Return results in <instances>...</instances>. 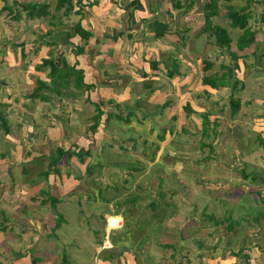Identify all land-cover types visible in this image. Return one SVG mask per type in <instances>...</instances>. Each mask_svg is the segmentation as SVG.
Returning <instances> with one entry per match:
<instances>
[{"label": "crops", "instance_id": "0c3cea01", "mask_svg": "<svg viewBox=\"0 0 264 264\" xmlns=\"http://www.w3.org/2000/svg\"><path fill=\"white\" fill-rule=\"evenodd\" d=\"M207 1L73 0L74 10L67 13L65 8L56 11L58 0H0V17L4 19L2 22L13 24L12 21H17L21 23L22 28L24 26L23 36L20 37L22 42L19 43L21 47H14V42L10 41L13 50L9 49L8 51L11 54L21 55V58L23 57L28 62L30 55H39V46L43 43L45 47L49 48L48 51L45 50L48 57L40 59L41 63L38 67L45 60H50L52 56L56 59L62 56L71 67L76 66L77 70L83 71L84 87H86L85 85L94 87L90 92L86 91L84 94L81 85L74 86L75 77L71 76L69 86L62 88L63 99L56 94L50 96L44 93L38 98H32L34 99L32 101H21V105L18 107L20 109H17L14 102L19 97L20 86L17 82L12 84L5 81L0 61V92L2 93L0 117L4 116L5 119H0V178L6 179V182L0 185V212L6 213L13 220L12 225H6L4 232L0 231V250H5L9 254V259H7L9 263L31 264V259L28 261V251H22L19 258L13 259V257L19 254L17 247L23 250V248L31 246L30 228L25 227L24 223L32 219L34 211L32 212L31 208L39 209L31 203L37 199L33 193L35 191L42 192L45 186L50 188L53 197L61 200L60 195L62 194L58 188H61L62 182L70 184L74 182L71 180V171H67L68 180H62V175H50L47 179L44 177L47 172V170L45 171L46 166L40 164L39 159L35 160V158L41 157V153H43L41 146H45L48 138L53 135H59L61 138L65 134L80 136L77 137L76 144L72 143L66 151L75 145L89 150L91 145L89 143L93 138L92 134H89V128L92 125L91 119L95 115V109L92 104L85 102L87 97H90L93 103H106V106L102 108L111 113L121 111L120 105H127L124 95L128 87L133 89L136 86L144 91H151V88L155 92L148 104L157 109V111H153L152 116L155 115L159 118L163 116L171 121L177 120L182 128L190 130L188 128L190 125L187 123L191 118L198 121L196 115L198 114L202 118L199 119L198 128L195 126L197 131L204 138L218 141L223 132L221 121H219V125L217 120H222V118L218 114L215 115L216 111L205 112V109L208 108L206 103L213 105L212 108L217 110L220 100H217V96L226 93L228 87L212 89L210 86L204 85L202 81L205 76L220 73L223 64V58L218 56L222 50L215 45L212 32L204 31L206 27L204 6ZM237 1L241 0H219L218 15L212 19V24L228 32L232 39V53H237L238 56L247 59L248 56L249 58L253 56L256 63L260 64L264 61V50L260 48V51L256 52L254 48L256 47L258 50V45H264V26L262 25L264 0H253L249 4L248 0H245L244 5H238ZM157 2L160 4L156 6L159 9L154 7ZM177 2L180 3V8L176 7ZM30 3L48 4L49 16L41 19L28 18L27 13L19 5ZM248 6V12L251 14L249 27L257 32L256 42L244 52H239L236 42L243 31L231 27L227 11L232 8L241 9ZM126 15L127 17H125ZM130 17L134 21V26L131 24ZM216 20L217 22H215ZM223 20H225L224 23ZM126 22L128 25L125 27ZM136 22L137 26H135ZM78 23L91 34L87 42H83L80 36H73L69 41L67 39L69 33L74 34L73 28ZM158 24L167 27L165 34L159 37L157 33H163L164 30L162 27H158ZM30 35L36 36L32 44L35 49H31L34 51L29 50L24 41L25 38L31 37ZM78 47L83 48V53L76 56ZM243 59H239L238 64L244 74V66L249 63L245 59V64L242 62ZM205 63L212 64V68L207 71L212 74L204 72ZM263 67L264 64L259 65L258 70L249 79V96L254 95L255 98H249L247 107H249V118L252 120L249 128L254 129L252 131L254 135L264 133V78H258L262 76V73L264 76ZM38 71L39 73H34L36 74L35 81L50 83L49 68ZM138 72H142V76H139ZM169 73H175V76L171 78ZM196 73L200 74L196 76ZM148 74H150L149 78H147ZM116 75L119 78L115 79ZM123 81L129 84L121 91ZM147 81H152L154 86L143 87V83ZM137 82L138 84H136ZM243 86L245 88L246 84ZM35 88L36 83L33 92ZM243 89L238 87L235 91ZM31 94L27 98H30ZM212 94V98H207ZM166 103H168L167 107L163 111H159ZM189 105L192 108L191 111ZM199 105L203 106V109L199 108ZM114 107L117 110L113 109ZM187 107L189 108L187 109ZM135 109L140 112L139 109ZM135 109L131 110L123 106L122 112L126 116L132 114L130 125L132 119L136 120L133 117ZM240 113L241 109L237 117ZM206 116L211 123L206 133L203 134V117ZM56 119H60V121H55ZM85 119L89 121L83 124L81 120ZM259 121L262 123L256 124ZM214 123H217L218 127L213 126ZM254 124L257 127H254ZM11 125L16 129H9ZM108 125L109 127L103 121L96 135L103 134L105 131L111 132L110 124ZM260 125L261 129L258 128ZM78 132L79 134H77ZM13 136H16V140L11 141ZM36 138H38L36 145L29 143ZM128 140L133 145L129 148L130 152L136 151V145L143 148L141 143L133 144L131 137H128ZM50 141L48 145H50ZM260 146L254 145L252 152H263ZM222 148L225 151L229 150L228 146ZM193 149L198 150V147ZM206 149L211 154L215 152L214 145L210 143H203L199 148L201 151ZM24 150L27 153L30 151L31 157L35 156L33 162L29 163L28 159L21 158V152ZM152 150L153 152L158 151L156 146ZM248 152L249 149L243 150L239 144H235L231 151V155H235L233 166L228 162L230 157L226 161H222L218 156L219 161L216 162L209 160L210 154L206 155L202 163L210 168V162H215L219 174L207 172L200 174L197 178L193 174L195 171L193 172V169L190 171L198 164L197 156V162L187 159L178 162L175 160L178 157L169 155L170 160H173L169 169L176 170L179 175H174L176 173L167 170L169 165L165 162L160 163L156 153L151 156L149 167L151 171H157L156 179L163 180V177L159 175L163 170L164 179L169 181L171 186H167L170 191L168 196L166 193L165 195L159 194L166 198L164 204L160 205L155 199L150 204V207L154 208L148 219L153 220L152 225L143 227L142 223L144 222H142L135 235V240L138 241L137 247L139 246L143 250L149 248V258L137 252L136 256L126 254L118 259V253L117 257L115 256L116 258L113 259L105 260L106 256L103 257L100 264H111L113 260L117 264H145V261L149 264H264V224L258 223L260 219L264 221V177L261 173L259 176H255L253 173L249 175V170L243 171L239 167L241 164V167L244 166V157L249 156ZM161 156L162 154L159 155L160 158ZM237 158H241V161ZM226 162L230 167L225 166ZM20 163L28 164L27 168L20 170ZM59 166L60 164H58V169H60ZM29 167L37 168L30 172ZM186 167L189 169L188 172L185 171ZM255 168L263 169L259 165ZM27 169L28 171H26ZM36 172L39 173L38 176H35ZM26 175L28 176L26 177ZM250 177L254 178L253 183H261L263 187L258 189L256 186L252 190L249 189ZM185 190L187 193L184 192ZM28 191L32 193V197L29 196ZM249 204L254 210L252 211L254 215L250 216L252 225L249 224V218L238 222V219H241L243 208L249 207ZM15 223L17 224L15 225ZM2 225L0 215V227ZM147 229L151 232L150 239L146 240L148 243H144L142 241L145 238L143 232ZM43 233H45L44 228ZM115 242L117 240H114ZM36 246H40V243H37ZM7 254L0 256V263H3ZM109 254L112 255V252H109L107 256Z\"/></svg>", "mask_w": 264, "mask_h": 264}, {"label": "rangeland", "instance_id": "374dc122", "mask_svg": "<svg viewBox=\"0 0 264 264\" xmlns=\"http://www.w3.org/2000/svg\"><path fill=\"white\" fill-rule=\"evenodd\" d=\"M237 3L238 5H244L245 0L237 1ZM159 5L160 4H158V2L155 3V6L152 4L155 9H159V7H156ZM228 12L229 11H227V13ZM125 17H127V15ZM3 20L4 19L0 17V50L2 49L0 52V61L2 62V76L5 78L6 82L12 84L17 82L20 86L19 97L17 98V101L14 102L15 108L20 109L18 107H20L21 101L34 100L32 98H27V96L33 92L36 83L34 79L36 74L34 73H39L37 67L41 63L40 59L48 57L45 54L47 53L45 50L48 51L49 48H47L48 46L45 47L43 43L40 44L39 55H30L28 57L30 59L28 62H26L23 57L22 59L21 55H17L16 53L11 54L8 51L9 49L13 50V46L11 45L12 43H10V41L14 42V47H21L19 43L22 42V38L20 37L23 36L22 31L24 26L22 28L21 23L17 21H12L13 24H9L7 22H2ZM126 20H128V18H126ZM130 20L131 24L134 26V21L131 17ZM224 21L225 20H223V23ZM215 22H217V20ZM127 25L128 24L126 22L125 27ZM135 26H137V22L135 23ZM44 32L46 31L44 30ZM35 37L36 36H31L27 39L25 38L24 40L26 47L29 50L32 48L35 49V47L32 45ZM257 48L258 50L256 47L254 48L256 52H259L260 48L264 50V45H258ZM234 50L236 49L234 48ZM220 52L221 53L218 54V56L223 58L222 63L224 65L226 64L230 67H235V65L239 66L238 61L233 60L232 57L225 51V55L222 51ZM241 58L243 59V57ZM245 59L247 58H244L242 62L245 63ZM247 62L249 64L247 65L245 63L246 66H244V74L240 70V66L235 71L236 78L238 80L242 79L244 82L237 86V88L239 87L243 89V84H246V87L243 90L237 91L232 90V88L229 87L226 93L217 96V100L220 99L217 110L212 108L213 105L206 103L208 108L205 109V112L216 111L215 115L217 116L218 114L220 115L219 117L222 118V120L217 121H221V129L223 134L220 135L218 141L216 140V142L211 138H204L203 135L201 136L197 131L199 119L202 118V116H198V114H196L198 121L192 118L189 120L187 124L191 126H188L190 130L182 128L177 120L171 121L167 120L163 116L162 118H159L155 115L152 116L153 111H157V109L150 107L148 103L152 94L155 92L154 90H145V92L144 90H140L138 87L136 88V86L133 89L128 87L124 95L127 105L122 104L120 105V108L121 111H123V106L125 108L128 107L131 110H134L135 108L139 109L140 112L136 111L135 109V112L133 113V117L136 120L132 119V123L130 125L129 122L127 123L113 118V121L107 123L110 124L111 132L105 131L103 134L99 133L98 136L95 134L92 140L89 138V140H91L89 144L91 145L87 151L90 152V157H85L84 161L79 160V158L76 156H72L71 158L65 156L62 158L59 163L60 169H58L59 172L57 175H62V180H68L67 171H71V180L74 182H71V184L62 182L61 188H58V191L62 195H60L61 202L58 204L56 211L53 210L50 202L46 203L45 205L39 204L38 201L42 202L44 200V197L40 195L42 192L37 193V191H35L33 193L37 199L31 201V203L34 206L39 207V209L35 210L31 208V211H34L32 219L30 221H25L24 223L25 227L30 228L29 232L31 233V246L30 248L26 247V249L23 248V250L20 248L18 249L17 247L19 254L14 255L13 259L19 258L22 251H28V261L30 259L32 260V257L34 256L39 257L41 260L40 264H61L63 261V255L67 256L66 259L68 260V264H100V261L103 259V257L107 256L109 252H112L113 257H117L118 253L120 254L121 252H123L124 255L134 254L135 256L137 255V252H139L141 255H146V257L149 258V248H145L143 250L140 249L139 246L137 247L138 241L135 240V235L142 222H144L142 223L143 227H150L152 225L153 220L148 219L151 216V211L154 210V208L150 207V204L153 199L158 201L160 205L164 204L166 202V198L160 196L159 194L163 193L165 195L166 193L168 196V192L170 191L167 189V186H171V183L164 179L165 174L163 173V170L159 173L160 177H163V180H157V171H151L149 167L151 156H153L155 153L158 155L160 163L165 162L167 165H169L167 170L173 164V160H170L169 155L178 157L175 159L178 160V162L184 159L191 160L193 162L198 161V164L190 169V171L192 169L193 172L195 171L193 174L197 178L200 174L207 172L215 173V175L219 174V169L215 162H210V168H208L206 164L202 163L206 155L210 154L209 160L216 162L219 161L218 156H220L222 161H226L230 157L228 162L233 166L235 155H231V151H233V146H235V144H239L241 149H249V156L244 157V166L241 167V164L239 167L242 168L243 171L246 169L249 170V175L250 173H253L255 176H259V173H261L263 175L262 177H264V133L259 135L256 134V136L252 132L254 129L249 128L251 127L249 124H251L252 120L249 118V107H247L249 105V98H255L254 95L249 96V79L254 74V72L258 70L257 68L259 65L264 64V61L260 62L259 64L256 63L253 56L250 58L248 56ZM262 71L264 72V67ZM117 74L120 75V73ZM137 74L142 76V72H138ZM163 74L165 75V73ZM199 74L200 73H196V76ZM206 74L210 75L212 72H207ZM118 75H116L114 78H119ZM149 75L150 74H148L147 78H149ZM260 77L261 79L264 78L263 73L262 76H259L258 78ZM255 78H257L256 75ZM128 84L129 83L123 81L121 91H123V88ZM136 84H138V82ZM147 85L152 87L154 86L152 81L143 83V87ZM8 93L10 92L8 91ZM231 95L232 97L234 96L235 98H239L242 101L241 113L238 117L237 115L232 116L230 111L231 107L229 101ZM1 96L2 93L0 92V98ZM212 96L213 94L208 95L207 98H212ZM114 100L116 101V99ZM198 107L203 109V106L199 105ZM113 109L116 108L114 107ZM164 109L165 108L162 106L159 111H163ZM191 109L192 108L190 106V111ZM0 119L5 120L4 116L0 117ZM55 121H60V119H56ZM87 121L89 120H81L83 124H85ZM91 122L93 124L92 119ZM227 123L231 125H228ZM260 123H262V121H259L256 124ZM216 124L214 123L213 126H216ZM195 126L197 128H195ZM107 127H109V125H107ZM254 127L257 126L254 124ZM258 128L261 129L262 126L260 125ZM9 129L16 128L11 125L9 126ZM77 134H79V132ZM160 136L164 137L160 138ZM13 137L14 138H12L11 141L16 140V136ZM77 137L80 136H75V134L73 136L65 134L62 135L61 138L59 135H53L52 137L48 138L45 146H41L43 150V153H41L42 158H39V156L36 158L35 156L31 157L32 154H30V151L27 153L25 150L21 152L20 156L22 159H28L29 163L33 162L34 158L35 160L39 159L38 162H41L40 164L46 166L45 171L47 170L48 172V158L50 156L57 157V149L59 147L66 151L68 146L72 145V143L76 144ZM128 137L133 139V144L135 142L137 144L141 143L143 148H140L136 145V151L130 152L129 148L133 145L132 142L128 140ZM6 139L10 141L8 138ZM50 140L53 141L51 142ZM49 141L50 145H48ZM29 143L36 145L38 143V138ZM203 143H210L214 145L215 152L211 154L208 149L205 151L199 150ZM254 145H261L260 147L262 148L263 152H252ZM154 146H156V149H158L157 152H153L152 149ZM223 146H228L229 150L227 149L228 151H225L224 148H222ZM194 147L196 149L198 147V150L193 149ZM75 149L77 152L81 148L77 146ZM139 149H141V151H139ZM219 149L222 150L220 151ZM160 154H162L161 158L159 157ZM251 155H254V157L250 158ZM237 159L241 161V158ZM226 163L225 166L230 167L227 166L228 163ZM27 165L25 163H20V170H22V168H27ZM258 165L263 169L261 170L255 168L258 167ZM29 168V171L32 172L37 167L35 169H32L31 167ZM169 170L176 173V170ZM259 170L261 172H258ZM26 171H28V169ZM185 171L188 172L189 169L186 167ZM50 174L52 176L56 175L53 170L50 171ZM38 175L39 173L36 172L35 176ZM174 175H179V173ZM27 176L28 175H26V177ZM5 182L6 179L1 177L0 185H3ZM58 182H60V180H58ZM253 182L254 178L250 177L249 189L252 190V188L256 186H258V189L263 187L261 183L258 184ZM189 190H191V188H189ZM44 191H49V193L52 194L50 188L48 187L44 186L43 192ZM28 192L29 196L32 197V193H30V191ZM184 192L187 193L186 190ZM192 193L194 194L195 192ZM185 195L188 196L187 194ZM38 204L39 206H37ZM57 210L63 216L64 220L61 223L60 229L58 230ZM252 211L254 210L250 204L249 207L243 208L241 219H238V222H241L242 219L247 220V218H249V224L252 225L253 222H251V217L254 215ZM121 214H124L128 225H125ZM0 215L3 222L2 226L9 225L13 222L12 218H10V216H8L6 213L0 212ZM110 217L120 218L122 228L110 232V226L108 224ZM258 223L264 224V221L260 219ZM16 224L17 223H15V225ZM43 228L45 233H43ZM150 233L151 232L148 229L143 232L145 238L142 239V241L144 243H148L146 240L150 239ZM114 240H117V242L114 243ZM37 243H40V246L37 247ZM6 254L7 253L5 250H0L1 257L2 255ZM8 256L9 254H7L5 259H3V263L1 262L0 264H11L7 260L9 259ZM135 256L133 257L137 259ZM111 262V264H117L114 260ZM145 264L149 263H146L145 261Z\"/></svg>", "mask_w": 264, "mask_h": 264}, {"label": "trees", "instance_id": "16d2710c", "mask_svg": "<svg viewBox=\"0 0 264 264\" xmlns=\"http://www.w3.org/2000/svg\"><path fill=\"white\" fill-rule=\"evenodd\" d=\"M218 2L219 0H208L206 5L204 6V12H205V18H206V27L204 31H211L213 36L215 37V45L222 50L224 54H229L233 60L238 61L241 59V57H238L237 53L230 52L231 46H232V39L230 38L228 32L225 29H222L217 26H213L212 19L218 15ZM249 2H253V0H248ZM73 0H58L56 11H61L63 8L66 9L67 13L73 12ZM177 8H180V3L177 2L175 4ZM23 11L27 13V17L31 19L35 18H45L49 16V5H40L37 3H30V4H24L19 5ZM248 7L236 9L232 8L229 10L227 17L231 21V27L235 29H240L243 31V34L237 39L236 47L239 52H244L245 50L249 49L253 44L256 42V35L257 32L253 31L249 27V19L251 18V14L248 12ZM80 14V12H78ZM157 25V24H155ZM262 25L264 26V11L262 14ZM158 27H162L164 32L163 33H157V36H163L166 32L167 27L164 25L158 24ZM74 34L69 33L67 35L68 41L73 38V36H80L81 40L83 42H87L91 34L82 27L80 23L74 26L73 28ZM226 53H225V52ZM75 54L76 56L83 53V48L78 47ZM244 58V57H243ZM45 68H49L48 77L50 79V83H46L40 80L36 81V88L34 92L31 94L30 98H38L41 94H48L52 96L53 94H56L61 99L64 98V93L62 92V88L69 86L70 84V77H75L74 80V86H80L82 92L85 94L86 91L90 92L94 87L93 86H87L84 87V73L81 70H77L76 66L71 67L65 59L61 56L58 59L51 58L50 60H45L43 64L39 67H37L38 70H44ZM212 68L211 63H205L204 72L209 71ZM239 66L235 65V67H230L228 65H222L221 66V72L216 73L213 76H205L203 78V84L206 86H210L212 89H219V88H225V87H231L232 90L237 89V86L242 84V81L238 80L236 78V69H238ZM175 73H169V77H174ZM152 91L153 89L150 88ZM48 99V97H47ZM86 103H90L93 105L95 109V115L92 117L93 124L89 128V134L94 135L97 133L98 128L102 125L103 121L105 125H108L107 123L110 122L111 119H119V121L124 122H131V115H125L122 111H113L109 113L102 107L106 106V103L100 102V103H93L90 99V97H87L85 99ZM230 111L232 116H235L239 113L241 109V101L239 99H235L231 96L230 98ZM168 103L163 105L164 108H166ZM189 107H187L188 109ZM105 118V120H103ZM210 120L209 118L203 117V134L206 133V130H208V127L210 126ZM216 124V123H215ZM215 127H218L216 124ZM160 138H163L160 136ZM78 145H75L74 147H71L68 151H65L61 148L57 150L58 156L57 157H50V163H49V171L46 172L45 177L48 179V177L51 175L50 171H54V173L57 175L58 170V164L62 160L64 156H67L68 158H71L72 156H76L79 158V160L84 161L85 157H90V152L85 150L84 148L79 149L76 152V147ZM42 197H44V200L42 203L46 204L50 202L51 207L53 210L56 211V208L58 204L61 202L60 199L53 197L49 191H42L40 194ZM57 230L60 229L61 223L64 221L63 216L58 212L57 210ZM123 217V220L125 222V225L127 224L126 218L124 214H121ZM128 228L127 226H125ZM6 230V226H1L0 231L4 232ZM124 255L123 252H121L118 255V259L122 258ZM67 256L63 255V261L61 264H68V260L66 259ZM114 257L109 254L105 257V260L113 259ZM41 260L39 257H32L31 264H40Z\"/></svg>", "mask_w": 264, "mask_h": 264}, {"label": "built area", "instance_id": "2783aa9c", "mask_svg": "<svg viewBox=\"0 0 264 264\" xmlns=\"http://www.w3.org/2000/svg\"><path fill=\"white\" fill-rule=\"evenodd\" d=\"M110 232L119 230L122 228L121 219L117 217H110L109 219Z\"/></svg>", "mask_w": 264, "mask_h": 264}]
</instances>
